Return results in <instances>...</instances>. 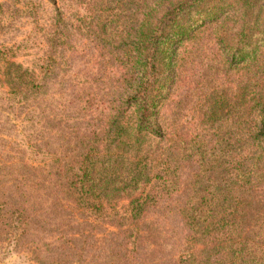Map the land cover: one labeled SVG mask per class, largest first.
<instances>
[{
  "label": "trees",
  "instance_id": "obj_1",
  "mask_svg": "<svg viewBox=\"0 0 264 264\" xmlns=\"http://www.w3.org/2000/svg\"><path fill=\"white\" fill-rule=\"evenodd\" d=\"M106 3L123 22L110 32L119 36L110 50L121 69L117 92L97 123L69 132V157L20 162L25 170L8 179L0 218L46 221L61 240L73 208L99 217L126 198L137 224L152 188L177 189L191 165L178 210L188 246L176 264H264V0ZM1 75L9 99L41 91L19 63L5 60ZM184 82L199 99L193 126L181 121ZM76 240L59 247L82 250Z\"/></svg>",
  "mask_w": 264,
  "mask_h": 264
},
{
  "label": "rangeland",
  "instance_id": "obj_2",
  "mask_svg": "<svg viewBox=\"0 0 264 264\" xmlns=\"http://www.w3.org/2000/svg\"><path fill=\"white\" fill-rule=\"evenodd\" d=\"M106 1L0 0V206L9 192L11 174L25 170L21 161L39 164L69 157V132L91 128L117 92L121 69L110 50H116L113 42L119 36L110 32H119L123 22ZM129 26L130 20L126 30ZM8 59L34 71L42 84L35 98L9 99L13 95L1 75ZM184 84L176 91L184 107L181 121L193 126L199 99L195 93L190 98L191 87ZM191 169V165L181 169L175 190L152 188V199L137 224L128 218L126 198L99 217L73 208L67 212L71 219L61 240H55L46 221L26 227L2 217L0 264H176L179 252L188 246L178 210L189 192ZM72 220L79 224L77 230H84L80 239L72 236ZM72 238L78 239L76 248L83 249L61 250L59 245Z\"/></svg>",
  "mask_w": 264,
  "mask_h": 264
}]
</instances>
